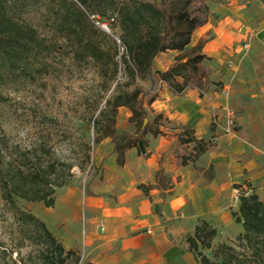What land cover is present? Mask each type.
Listing matches in <instances>:
<instances>
[{"label":"crops","instance_id":"0c3cea01","mask_svg":"<svg viewBox=\"0 0 264 264\" xmlns=\"http://www.w3.org/2000/svg\"><path fill=\"white\" fill-rule=\"evenodd\" d=\"M210 9L208 23L186 49L204 42L209 88L177 94L158 81V92L144 105L163 116L161 133L148 134L143 149L129 150L123 166L110 146L99 160V180L83 190L61 188L54 207H46L47 227L83 264H200L187 242L200 222L225 238L242 232L232 215L239 208L236 186L251 192V184L264 201V3L211 1ZM183 53L158 56L156 71H168ZM144 87L151 89V82ZM132 116L120 109L118 130L127 131ZM184 128L213 144L188 165L179 156L194 144H180Z\"/></svg>","mask_w":264,"mask_h":264},{"label":"trees","instance_id":"16d2710c","mask_svg":"<svg viewBox=\"0 0 264 264\" xmlns=\"http://www.w3.org/2000/svg\"><path fill=\"white\" fill-rule=\"evenodd\" d=\"M88 11L80 10L71 3L63 17L54 19L53 27L65 30L66 42L75 40L73 44L74 58L91 63L96 62L112 68V80L119 72L116 57L123 49V63L128 82L118 84L114 95L107 100L108 123L104 127V137L113 139L114 153L118 155V164L126 162V153L132 148H139L142 142L146 146V136H157L161 133L163 116L149 117L144 105L146 89L138 81L156 80L165 82L177 94L189 88H197L202 92L211 85L210 73L203 65L207 59L202 55L204 42L188 51L194 32L208 23L211 0H78ZM10 0H0V78L3 69L14 70L31 57L33 52L46 49L47 39L30 22L19 21L9 12ZM108 13L116 18H107ZM59 14V13H58ZM98 15L96 22L107 23L112 35L120 41H113L114 51L101 48L97 42L87 39L79 33V26L88 17ZM114 19V22H112ZM107 20V21H106ZM80 21V23H79ZM101 29V28H100ZM116 29L118 32H116ZM104 32V31H103ZM105 35H107L104 32ZM168 51L184 52L176 58L175 64L166 72H157L155 59ZM103 70H101L102 72ZM108 74V70L104 72ZM154 98L151 99L153 101ZM125 107L133 116L130 122L135 130L131 135L119 134L115 129L118 109ZM107 114V115H106ZM168 122V121H167ZM100 122L95 121V126ZM182 145L194 144L188 155H180L182 164L196 163L198 159L213 148L210 141L198 140L194 131L184 128L179 134ZM10 151V152H9ZM46 156V158H44ZM60 162L51 157L46 146L21 150L11 147L0 123V190L3 201L14 215L18 226L17 232L23 239L41 247L38 264H67L73 260L76 264L81 257L64 245L49 230L46 223L32 213L21 210L17 199L34 203H44L46 207H54L56 192L70 180L71 166L67 175L60 171ZM213 167L210 169L211 177ZM160 183L167 184L164 176H158ZM251 192L239 189V208L232 213L235 221L242 225V232L237 236L235 246L222 243L213 248V240L218 231L209 222L202 221L193 235L188 236L189 249L200 264H264V201H262L251 184H247ZM146 189L145 186H142ZM211 250L212 257L205 251ZM14 251L0 247V264H14L10 256ZM9 259V260H8ZM21 262V261H20Z\"/></svg>","mask_w":264,"mask_h":264},{"label":"rangeland","instance_id":"374dc122","mask_svg":"<svg viewBox=\"0 0 264 264\" xmlns=\"http://www.w3.org/2000/svg\"><path fill=\"white\" fill-rule=\"evenodd\" d=\"M159 1L161 0H151ZM260 1L264 3V0ZM69 2L88 14L78 0H10V14L19 21L33 24L41 36L47 39L48 47L42 52H33L17 69H3L4 77L0 78V123L8 137L9 146L20 147L21 150L46 146L51 157L60 162V171L67 175L68 167L71 166L72 177L63 188L73 186L83 190L91 182L101 178L99 160L109 153L110 146H114L115 150L113 139L103 136L108 117H104L102 112L108 113L107 100L114 95L116 86L126 84L128 78L123 63V50L116 57L119 72L114 81L111 79V67L74 58L72 46L76 41L66 42L63 37L65 30L53 27L54 19L63 17L70 8ZM109 16L116 18L111 13H108L107 18ZM93 19L98 20V15L89 16L88 20L82 21L79 33L97 42L104 50L113 52L112 40L120 43L118 35L102 29ZM154 66L156 69V65ZM106 70L108 74L104 73ZM148 81L152 84L151 89L144 87V83ZM138 84L146 89L144 101L158 92L157 76L155 81H138ZM122 108L125 107L118 109L115 129L121 135H131L135 127L130 121L125 132L117 127ZM149 116L151 119L155 118L152 113ZM95 121L100 122L99 126H95ZM238 195L236 190L235 202H239ZM17 206L45 222L44 203L17 199ZM17 228L14 215L3 201L0 190V247L14 251L10 256L16 261L14 264H38L41 247L29 240H21ZM238 235L234 238L217 236L213 240V248L222 243L235 246ZM55 237L61 242L56 235ZM205 253L212 257L211 250ZM67 264L76 263L69 260ZM77 264L83 263L79 261Z\"/></svg>","mask_w":264,"mask_h":264},{"label":"built area","instance_id":"2783aa9c","mask_svg":"<svg viewBox=\"0 0 264 264\" xmlns=\"http://www.w3.org/2000/svg\"><path fill=\"white\" fill-rule=\"evenodd\" d=\"M112 21H114V19H112ZM98 26L101 27L102 29L106 30L107 32H110L108 26L106 25V23H100L97 22ZM123 50V49H122Z\"/></svg>","mask_w":264,"mask_h":264},{"label":"water","instance_id":"95a60500","mask_svg":"<svg viewBox=\"0 0 264 264\" xmlns=\"http://www.w3.org/2000/svg\"><path fill=\"white\" fill-rule=\"evenodd\" d=\"M140 147L143 149L144 148V145H143V143L141 142L140 143Z\"/></svg>","mask_w":264,"mask_h":264}]
</instances>
